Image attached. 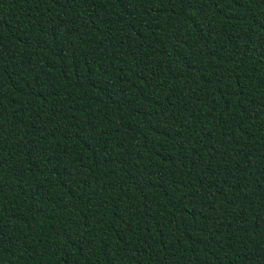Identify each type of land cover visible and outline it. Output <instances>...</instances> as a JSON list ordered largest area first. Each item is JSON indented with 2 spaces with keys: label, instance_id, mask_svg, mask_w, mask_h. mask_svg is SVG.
Returning <instances> with one entry per match:
<instances>
[{
  "label": "trees",
  "instance_id": "obj_1",
  "mask_svg": "<svg viewBox=\"0 0 264 264\" xmlns=\"http://www.w3.org/2000/svg\"><path fill=\"white\" fill-rule=\"evenodd\" d=\"M0 264H264V0H0Z\"/></svg>",
  "mask_w": 264,
  "mask_h": 264
}]
</instances>
